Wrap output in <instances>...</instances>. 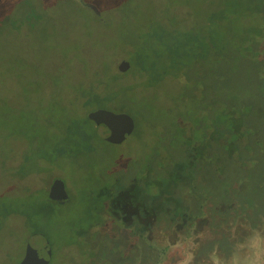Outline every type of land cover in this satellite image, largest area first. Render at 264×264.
I'll return each mask as SVG.
<instances>
[{
  "label": "rangeland",
  "instance_id": "1",
  "mask_svg": "<svg viewBox=\"0 0 264 264\" xmlns=\"http://www.w3.org/2000/svg\"><path fill=\"white\" fill-rule=\"evenodd\" d=\"M226 1L0 0V264H19L32 233L47 240L49 264H88L85 254L80 255L88 248L75 244L88 239L72 225L85 228L95 219L94 212L93 218L89 213L99 203L100 190L95 188L103 183L98 180L124 182L133 169L123 172L116 167L129 156L140 159L146 154L140 144L129 142L132 136L121 144L104 142L100 138L108 130L103 125L93 126L99 138L91 136L85 159L57 154L71 147L69 139L63 142L73 138L75 120L92 110V104L85 103L87 91L148 94L157 110L165 97L179 108L176 90L190 86L193 78H203L204 86V79L215 74L217 88L223 89L221 81L226 78L231 85L228 92L239 88L248 92L251 57L240 50V36L250 31V23L242 25L241 13L232 4L235 0ZM231 50L239 60L225 64L224 55ZM122 60L129 63L125 71L118 69ZM203 86L197 83L196 97ZM263 153L264 145V157ZM54 179L64 183L68 202L49 198ZM40 207L53 214H39L32 222L23 214H7L14 208L30 213ZM263 231L251 233L229 263L213 253L200 264H212L213 255L221 264H232L233 259L246 264L259 244L254 234L264 237ZM150 239L153 244L169 243L159 264L191 263L194 239L181 241L178 233L167 239L155 228ZM30 246L34 255L45 247L40 240ZM142 262L143 258L129 264Z\"/></svg>",
  "mask_w": 264,
  "mask_h": 264
},
{
  "label": "trees",
  "instance_id": "2",
  "mask_svg": "<svg viewBox=\"0 0 264 264\" xmlns=\"http://www.w3.org/2000/svg\"><path fill=\"white\" fill-rule=\"evenodd\" d=\"M232 4L241 13V24L250 23V31L240 36V50L251 57L248 92L242 88L228 92L231 85L226 78L221 81L223 89L217 88L215 74L204 79V86L203 78H193L190 86L179 93L176 90L179 108L165 97L157 110L148 94L131 90L114 91L112 96L100 90L86 92L85 103L92 104V110L127 112L134 120L129 142L146 150L140 159L129 156L116 167L123 172L133 169L124 182L98 180L103 183L95 188L100 190L99 203L89 213L95 219L85 228L72 225L88 239L75 242L88 248L80 251L88 264L101 260L129 264L142 258V264H159L169 243L153 244L154 228L167 239L174 233L181 241L194 239L190 264H200L213 253L229 263L253 229L264 230V0H235ZM230 52L224 55L225 64L239 60L235 50ZM140 69L146 78L147 72ZM198 82L203 86L200 97L194 94ZM75 121L73 138L65 137L63 142L69 139L71 147L59 149L57 154L85 159L91 151V136L98 137L95 124L87 115ZM52 211L40 207L24 213L14 208L7 214H23L32 222L37 215H51ZM97 226L101 228L93 231Z\"/></svg>",
  "mask_w": 264,
  "mask_h": 264
},
{
  "label": "water",
  "instance_id": "3",
  "mask_svg": "<svg viewBox=\"0 0 264 264\" xmlns=\"http://www.w3.org/2000/svg\"><path fill=\"white\" fill-rule=\"evenodd\" d=\"M96 13L98 10L92 4H88ZM129 67V63L126 60H122L118 65L120 71H125ZM87 117L95 125H103L108 130V135L105 137L109 143L121 144L127 140L134 130L133 118L124 112H114L106 108H97L87 113ZM49 198L52 201H56L60 204H64L69 200V194L62 181L54 179L49 188ZM40 240L45 246L40 255L32 254L30 243ZM50 248L47 240L41 234L32 233L28 238L23 258L19 264H49L50 261Z\"/></svg>",
  "mask_w": 264,
  "mask_h": 264
},
{
  "label": "clouds",
  "instance_id": "4",
  "mask_svg": "<svg viewBox=\"0 0 264 264\" xmlns=\"http://www.w3.org/2000/svg\"><path fill=\"white\" fill-rule=\"evenodd\" d=\"M253 239L259 241V244L252 250V256L246 261V264H261V257L264 256V237H261L259 234H254ZM188 259L190 260L191 257L189 256ZM211 261L212 264H221V261L215 255L211 257ZM185 264H188L187 260ZM232 264H239V262L233 259Z\"/></svg>",
  "mask_w": 264,
  "mask_h": 264
},
{
  "label": "flooded vegetation",
  "instance_id": "5",
  "mask_svg": "<svg viewBox=\"0 0 264 264\" xmlns=\"http://www.w3.org/2000/svg\"><path fill=\"white\" fill-rule=\"evenodd\" d=\"M253 233H255V230H254V229L252 230V234H253Z\"/></svg>",
  "mask_w": 264,
  "mask_h": 264
}]
</instances>
